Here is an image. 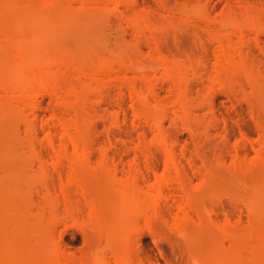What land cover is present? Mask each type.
<instances>
[{"label": "rangeland", "instance_id": "rangeland-1", "mask_svg": "<svg viewBox=\"0 0 264 264\" xmlns=\"http://www.w3.org/2000/svg\"><path fill=\"white\" fill-rule=\"evenodd\" d=\"M0 1L1 13L18 30L17 40L32 60L54 58L60 52L85 59L97 55L107 60L120 57L127 64L145 66L159 91L167 110L162 132L180 167H177L180 173L173 172L174 181L165 190L172 197L165 203L169 208L174 207L168 209L165 205L167 218H156L154 232L144 229L133 239L130 262L128 259L124 264H193V256L203 257L206 264H245L248 253L245 245L258 242L251 232L264 227V165L259 164L253 173L241 165L233 167V158L235 161V149H241V155L247 154L246 158L254 157L252 146H258V140L264 138V0H167L168 7L160 4V0H133L117 8L112 1L104 6H90V3L87 8L77 0H57L52 7L39 2L36 5L38 0ZM242 1L250 2L251 10L259 9L255 16L260 24L259 33L247 31L243 42L236 35L230 36L228 26L222 22L229 11L241 9ZM183 4L187 7L181 14ZM46 9L50 10L49 14L55 12L56 19L44 18L41 14L48 15ZM144 12L150 14L149 27L142 32L133 20ZM8 43L0 44V73L16 77L19 67L13 55V43ZM230 43L237 45L232 51L233 59L242 67L232 70L235 74L229 72L225 88L212 84L210 79L215 73L221 45ZM156 47L180 66L181 86L187 90L191 101L187 102L193 110L189 114L193 119L187 120L188 123L183 122L190 117L181 120L173 114V110L180 108L169 92L171 82L163 81L160 67L154 70ZM125 67L131 69L122 67L117 74L100 75L104 79L103 83L99 79L102 92L88 90L90 99L83 97L76 102L83 115L77 111L82 115L77 114V119L82 120L81 128L73 131L77 134L80 130L77 135L87 142L91 153L88 161L74 166L85 195L80 188L70 185L69 201L61 200L62 197L60 202L56 201L50 191L58 192L61 181L71 172L70 164L63 162L58 168L51 167L53 177L45 178L31 147L34 142L52 162V150L34 137L32 124H37L39 138L44 140L46 129L41 123L49 120L54 99L47 92L37 96V117L30 114L26 119L18 106L4 103L0 96V256L17 257L5 264H48L55 237L70 255L90 256L89 264H103L105 259L114 264L113 252L123 247L118 232L132 225L127 172L132 168L138 186L145 185L144 175L154 183L151 167L161 173L166 160L165 153L155 143L157 132L133 110L137 102L131 97L126 81L131 79L139 90H144L145 83L137 78L141 69ZM69 73L73 72L68 70ZM76 77L73 73L69 79L76 83L79 80L81 89L85 81L90 84V78L85 77L88 81ZM99 82L92 84L100 85ZM69 111L72 110L62 114L71 118L74 111ZM57 129L60 132L59 126ZM139 143L147 145L148 154L133 150ZM106 146L103 154L101 148ZM184 192L194 194L197 211L191 214L196 222L188 220L181 230L173 231L165 220L173 219L175 206ZM173 196L177 204L172 203ZM91 203L93 211L89 210ZM69 208L74 210L73 216ZM56 211L61 215L58 221ZM64 213L67 218L63 222ZM226 216H230V222ZM78 262L81 264L77 259L73 264Z\"/></svg>", "mask_w": 264, "mask_h": 264}, {"label": "bare ground", "instance_id": "bare-ground-1", "mask_svg": "<svg viewBox=\"0 0 264 264\" xmlns=\"http://www.w3.org/2000/svg\"><path fill=\"white\" fill-rule=\"evenodd\" d=\"M56 1L57 0H38V1H36V5L39 2L40 3L39 5H41V4L45 5L46 4V6L50 5L52 7V5H56ZM77 1L80 2L79 3L80 5L84 6L83 8H87L88 6H86V5H89L90 3H91L90 6L92 4H94V5L98 4L99 6L100 5L104 6V5H108L110 3V1H112V2H114V5L116 8L118 7L119 4H122L124 2L133 3V0H131V2L130 1H123V0H77ZM6 2L10 3L11 1L8 0ZM112 2H111V4H113ZM159 2L163 6H167V3H166L167 0H160ZM240 3L242 6V7L240 6L241 9H239V8H237V6H235L239 10L235 9L233 11L232 9H234L235 7L232 8L231 9L232 12L229 11L230 12L229 16L227 14V17L224 18L225 20L222 19L223 20L222 22L225 21L223 25L228 26V28H229L228 32H229L230 36L236 35L238 37V39L242 41L243 39H245L244 37L247 34L246 33L247 31H254V33H259L258 25H260V24H257V22H258L257 20H259V19L256 20L257 15L255 16L256 12L259 13V11H258L259 9H256V7H254L253 9L257 10V11L251 10L252 8L250 7L251 5L249 4L250 2H248V1H242ZM0 4H1V1H0ZM114 5H112V6H114ZM205 5H207V4H205ZM4 6H5V4H4ZM38 6H37V9L42 8V7H38ZM186 7H187L186 4H183L181 6V8H180L181 14H184V12H186ZM1 11H0V44L4 41L9 42L8 44H10V42L13 43L12 44L13 45V55H14L15 61L17 62V67H19V69H18L19 73L16 77L7 76L3 73L2 74L0 73V96L3 97V102L6 104H9V105L18 106L21 109L23 116L26 119H28L30 114H34L33 116L37 117V110H38V106H37L38 103L36 102L37 96L42 95L44 92H47L51 95L50 97H52L54 99L53 104H50L52 107L50 106L51 107L50 108L51 109V111H50L51 115H50L49 120L42 121V123H41L42 126L46 129V134H45L44 140L39 138V132H38L37 124L36 123L32 124V130H33L34 137L39 141V143L41 145L46 146V147L48 146L52 150V152H53L52 162H50L48 159L45 158V156L42 154V152L36 148V144L34 142L31 143V147L34 149L36 157L38 158L39 162L41 163L40 164L41 168H42L41 172L45 178H48V177L52 178L53 177V176L51 177V175H52L51 172H53L51 167H53L54 169L58 168V166H60L63 162H68L71 166L70 167L71 172L65 181L64 180L61 181L58 192L50 191L51 195L54 197V199L56 201H59L61 197H62L61 200H64V199L68 200L69 199L67 190H68V187L70 185H74V186L80 188L82 190L81 192L85 195V189H84V187H83V185H82V183H81V181L77 175L78 173L74 170V166L76 164L78 165L79 163L88 161L90 159L91 150H90V147L88 146L87 142L85 140L81 139V136L79 137L80 134L77 135L80 132V130L77 134L74 133V131H76L78 129V127H80V125H81L80 121H82V120L79 121V117L77 119V114L81 117L83 115V113H81L79 107H78L79 108V110H78L76 102L79 99H84V98H85L84 100H86L87 98L90 99L89 95L91 93L88 94L90 92L88 90H95V91L98 90L100 92L101 91L100 89H102V87H103V85L101 87V84L103 83L102 80H104L103 78L101 79L100 77H102L103 75L108 76V74H111V73L117 74L122 67L129 68V67H125V66H130V65L135 67V68L138 67L141 69L140 76H138L137 78H140V80H143V82L145 83L146 86H145L144 90L143 89L139 90L138 87H136V84L134 83L135 81H133L131 79H128L129 81L128 80L126 81V84L128 86L129 93H130L131 97L137 102V104H133V110H134V113L136 116L143 117L157 132L156 137H155V139H156L155 143L157 142L159 148L165 153L166 160H165V165H164V167H165L164 171H162L161 173L157 171L156 167H151L152 168L151 170L155 174V182L154 183H150L147 179V176L144 175L145 185L144 186H138L135 183V180H136L135 176L136 175L134 174V171L132 170V168H130L129 171L127 172L128 175H127V179H126V184L131 185V190L129 193L130 202L128 204V206H129L128 210L130 212V219L129 220L131 221L130 224H132L131 225L132 227L129 225L128 228L126 227V228H124L118 232V234H119L118 236L122 240L123 247H122L121 251H114L113 252L114 264L127 263L128 259L130 258L128 256H130V253L133 251V250L130 251L133 239L137 235L141 234L140 232H143L144 229H148L150 232H154V230H155L154 223H156L155 220L157 221L161 217L167 218L165 215V212H164V210H165L164 207H165V205L167 207L169 206V204L167 205V203H168L169 199H171L172 197H168L165 194V190H166V188H168L172 185V182L174 181L173 176H176L175 174H173V172H177V167H179L178 166L179 164H177L178 161L176 160L174 150L171 147V145L169 146L167 139H165L166 137H164L165 135L162 132V129H163V127H162L163 126L162 125L163 120L162 119H164L165 116L167 115V113H166L167 110L165 111L166 108L163 107L164 104L160 100L159 91L156 89L155 84L153 83L150 74L146 71L145 66H139L136 63H131V62H130L131 64H127L120 57L118 59L116 58L114 60H107L104 57L97 55L94 58L89 57L90 59H88V57H86V59H85V57L84 58L83 57L77 58V56H74V55L67 56V54H66L67 52L65 53V55L63 54L64 52L63 53L60 52L62 56L60 54H58L56 56L54 55L55 56L54 58L52 56V57L45 58L42 60H39V59L38 60H32L28 55L25 54L24 49L22 48V46L19 44V41L17 40V37L19 35L17 32L18 30L13 29L9 25L10 21H8V18H6V16H4L3 12L1 13ZM49 12H50V10L48 11V15H47V13H45L46 15L45 14L44 15L41 14V15L44 18H50L53 20L56 19L57 16L55 17V15H54L55 12H53L54 14H52V12L50 13L53 16L52 15L50 16ZM147 13L144 12L141 14H137L133 20V24L138 28V30H142V32L148 26V22H149V16L148 15H150V14H147ZM258 16H259V14H258ZM246 39H245V41H246ZM3 45H1V48L4 47ZM235 46H237V45L233 46L231 43L228 46L223 45V44L221 45L220 53H219L217 60L215 62L216 63L215 64V73L212 74V78L210 79L212 84H215V83H217V85L218 84L219 85L226 84L228 81L229 72L231 73L232 70L234 71V69H236L238 67L241 69L242 64L240 65V63H235L236 61H235V59H233V57H235V56L233 55L232 51H234L233 49H235L234 48ZM237 49H239V48H237ZM155 50H156V56L154 57V61L156 62L157 67H155L154 70H156L157 68L160 67L162 70L161 71V73H162L161 77L163 78V81L168 80L171 82V84H170L171 86H169V88H168L169 92L172 95L173 102L175 104H177L180 108L179 110H177V109L173 110L174 111L173 114L175 113L174 115H176L177 118L179 117L181 120L182 119L185 120L187 118V116L190 117V118L186 119V122H183V123H188L187 120L193 119V117L191 118V116L189 115L190 110H192V109H190V104L188 102H191V101L188 100V97L186 94L187 90H185L181 86V75L182 74H181V70L178 71V69H180V66L176 62L168 59L165 56V54H163L162 51L158 50V47H156ZM239 54H241V53H239ZM57 56H58V58H57ZM70 56H73V57H70ZM81 58L84 60H81ZM178 66H179V68H178ZM129 69H131V68H129ZM68 70H71L74 73V76L75 75L77 76L76 78L82 77L81 80H83V77L84 78L85 77L90 78L91 81H89V79L85 78L86 80H88L90 82V84H87V82L85 81V83L83 84V85H85V87H83L81 89L80 83H78L79 80L76 83L74 81H71V79H69L71 76H73V73H71L72 75H70V73L67 75ZM233 71H232V74H235V72L233 73ZM238 71H241V70H238ZM236 73H238V72H236ZM100 75H102V76H100ZM93 79H94V81H93ZM96 79L98 80V82L100 81L99 79H101L100 82H102V83L99 82L100 85H97V83H96L94 86L92 83L93 82L95 83L97 81ZM249 79H248V81H249ZM232 83H233V81H232ZM253 83H254V81H252V84ZM97 86H100L101 88L97 87ZM224 87H225V85H224ZM84 91H86V92L88 91V92L86 93ZM95 91H91V92H95ZM207 93H206V95L208 96ZM84 94L85 95L88 94L87 95L88 97H85ZM206 95H205V97H206ZM200 99L204 100V97H202ZM207 99H206V101H207ZM84 100H83V102H84ZM187 100H188V102H187ZM202 100H199L198 103ZM211 100H212V98H211ZM209 101H210V99H209ZM212 101H210V103ZM207 104H209V103H207ZM65 110H66V113L68 110L74 111V115L72 114L71 118H67L65 116V114L64 115L62 114V113H64ZM72 111H69V112L71 113ZM77 111L79 113H81L82 115L77 113ZM117 114L118 113H116L115 116ZM213 114H215V113L213 112ZM68 116L70 117L71 114ZM115 116H114V118H115ZM117 116H119V115H117ZM216 116L213 118L216 119L217 118ZM115 119L117 120V118H115ZM78 122L80 123L79 126H78ZM214 122L212 121V123H214ZM58 126L60 127V132L57 129ZM252 144H254V143H252ZM257 145L258 146H256V145L252 146V149H254L255 153H256L253 155L254 157L251 156L252 158L251 157L246 158L247 154H246V156L241 155V151H240L241 149L240 150L238 149L239 152H238V150L235 149L236 153L235 154L233 153L234 157H235V161L233 158V162H235V164L233 167L236 168L238 165H241L242 167H244V170H250V171L253 170L252 172L254 173V170L256 169V167L259 164L264 165V138L258 140ZM107 146L101 148V152L103 154H105V152L107 150ZM238 147H235V148H238ZM241 148H242V146H241ZM133 150L135 152L141 151L145 154L149 153L148 152L149 149L145 143H143V144L139 143V144L135 145ZM232 165H233V163H232ZM235 165H237V166H235ZM261 167H263V166H261ZM242 170H243V168H241V171ZM246 172L247 171H245V173ZM177 173H180V171H178ZM178 175H180V174H178ZM249 175L252 176L251 173ZM244 176H245V174H244ZM178 178H179V176H178ZM205 179H204V181H205ZM179 183L181 184L180 185V187H181L182 183L181 182H179ZM173 197H174L173 198L174 201L172 199L171 200L172 203L175 202V204H177L178 201H180V202L175 206L176 211L174 212V216H172L173 219L172 220L166 219L165 221L168 222L167 223L168 226H170L173 231H179V230H181V228H183V225L188 220H193L196 222V220L193 219L191 212L193 210L197 211V208L195 205L194 194L191 192H184V194L182 195V197L178 201L175 199V196H173ZM176 201H177V203H176ZM165 202H167V203H165ZM67 203L68 202H66L65 204H67ZM65 206L68 207L69 205L67 204ZM91 206L93 207L94 204L91 203L89 205V207H90L89 210L93 211L94 207L91 209ZM171 206H173V205H171ZM173 207H171V208L168 207V209H172ZM71 208H73V207H71ZM68 211H70L72 214L71 216H73L74 213H72V212H74V210L72 211V209H70ZM70 212H67L68 216H69ZM91 213H93V212H91ZM89 214H90V212H89ZM64 215H65V213H64ZM67 215L62 216L63 222L66 221L65 219L67 218ZM60 216H61L60 213L58 214V211H56V213H55L56 221L59 220ZM64 217H65V219H64ZM91 217H93V215ZM157 217H158V219H156ZM74 218H75V216H74ZM226 218H227L226 221H228V222L231 221L230 216H226ZM89 219L91 220L92 218H89ZM85 222H86V220H85ZM90 222L91 221H89L87 224H89ZM83 228H85V227H83ZM170 232H171V230H170ZM251 234H253L254 236H256L258 238V242L254 243V244H246L245 245L246 249H248V253L245 255V264H264V227H262L261 230H255V231L251 232ZM154 239H156V238H154ZM233 239L237 241V239L235 237ZM134 245H135V243H134ZM52 246H53L52 247V253L47 260L48 264H73L74 262H76V259L78 261L81 260V264H89L90 256L88 257L87 254L82 255L83 253L81 254V256L80 255L79 256L73 255V254L70 255L69 253L65 252L63 248L60 247V243L58 242L57 237L54 238ZM245 246H244V248H245ZM2 255L0 256L1 262H4L2 264H5V261H7L9 263V262L13 261L14 258L16 257L13 254H7V255L2 254ZM192 259H193L192 260L193 264H206L204 261V258L201 256H195V258L193 256ZM129 262H130V259H129ZM77 264H80V262H78ZM103 264H112V262L105 259V260H103Z\"/></svg>", "mask_w": 264, "mask_h": 264}]
</instances>
